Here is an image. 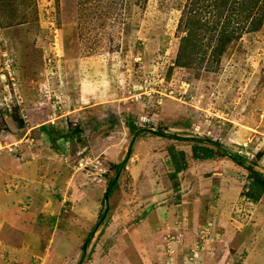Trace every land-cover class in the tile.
<instances>
[{
    "label": "rangeland",
    "instance_id": "rangeland-1",
    "mask_svg": "<svg viewBox=\"0 0 264 264\" xmlns=\"http://www.w3.org/2000/svg\"><path fill=\"white\" fill-rule=\"evenodd\" d=\"M193 1L0 0L9 175L40 142L8 191L0 264H78L94 229L84 264H264V181L247 168L264 174V14L253 30L249 0L215 8L250 16L215 59L212 28H179L198 6L208 20Z\"/></svg>",
    "mask_w": 264,
    "mask_h": 264
},
{
    "label": "trees",
    "instance_id": "trees-1",
    "mask_svg": "<svg viewBox=\"0 0 264 264\" xmlns=\"http://www.w3.org/2000/svg\"><path fill=\"white\" fill-rule=\"evenodd\" d=\"M211 2H209V6L212 7L210 12L204 11L203 16H208V14L210 16H208V20L206 18H202L201 13H200V8L199 6L197 7V10H195L194 8H192L191 10L185 11L180 22H179V28L184 29L187 28L189 34L187 35V38H191L193 39L196 36V33L199 30L203 29V26H206L207 28H212L211 30V34L212 36L217 38V42L216 45H214V49L213 52L215 53V59L219 58L220 56H222L221 54H223L226 50L227 47L235 41V37H237L236 33L238 31H241L245 26L244 24L248 22V19L250 18V16L248 15L245 19L244 22L242 23L241 21H234L231 20L230 18H228V20L225 23H222V21L224 22L223 16L226 15L225 11L222 10L220 12L217 13V15H220L217 17V15L214 13L215 8L218 9H226L227 7L230 6V3L232 1L235 0H210ZM239 1V0H238ZM194 4L200 3V0H195L193 1ZM235 3V2H234ZM239 6L241 5L240 2H238ZM264 4V0H249V5L246 8L245 6L241 5L240 8L245 10H250L249 8L251 7V5L253 6H257L256 8L259 10V16L258 18H256V14H255V18L250 22V28L253 30L259 29L261 21H260V17L264 14V7H261V5ZM226 7V8H225ZM251 14V13H250ZM231 15V13H230ZM198 16V17H197ZM197 17V18H196ZM209 17H212V19H210ZM232 17V15H231ZM199 19H201V21H198ZM205 19V20H204ZM186 21V25L182 23V21ZM213 20L215 22H213ZM203 25V26H202ZM198 29V31H197ZM187 32V31H186ZM218 35V37L216 36ZM186 38V37H185ZM131 128L133 127L132 125H130ZM165 136L166 134H163ZM172 138H176V137H172ZM214 146H216V152L218 154H221L222 156H228V152L226 151V149L219 143L217 142H213L212 143ZM208 149V148H207ZM209 152L211 151V153H205L204 157L199 156L198 154H195L196 157L198 158H202V159H210L213 157V150L208 149ZM130 153H128V155L125 157L124 162H122L121 164H118V169L123 170L126 166V163L128 162L129 158H130ZM231 157H233L232 155H230ZM242 159H245V156H241ZM238 157V158H240ZM238 158H236L235 156L233 157L234 161L237 162L240 165H243L244 163L242 161H239ZM250 170V174L255 177L257 180H261L264 181V174L261 172H258L256 170H254L252 167H247ZM120 170V171H121ZM114 179H111V181L109 182L108 185V191L105 194V202L108 201L109 196L112 194L115 184L114 183ZM253 196V199L256 201H258L260 199V196ZM105 216V211L101 213L100 215V220L98 221V223H101L103 221V218ZM97 223V224H98ZM102 224V223H101ZM95 230V229H94ZM94 230L91 232V234L88 236V238L85 240L84 244L82 245V256H84V253L87 249V247L90 245L91 243V239L94 237ZM78 264H80V261L78 262Z\"/></svg>",
    "mask_w": 264,
    "mask_h": 264
},
{
    "label": "crops",
    "instance_id": "crops-1",
    "mask_svg": "<svg viewBox=\"0 0 264 264\" xmlns=\"http://www.w3.org/2000/svg\"><path fill=\"white\" fill-rule=\"evenodd\" d=\"M39 141L36 143V144H33L32 146L34 147V149L37 147H40L39 146ZM23 151L21 152L20 151V157H22L25 153H23L26 148H22ZM33 149V150H34ZM33 150H28L27 154H25L24 156V159L23 160H26V163L25 164H21L22 167H27V170L25 172H23L24 174H26V178L28 177L27 174L29 175V171H30V168L32 167H35L37 169V161H32L27 158L26 155H29L31 154V152ZM15 160V161H14ZM0 211H2L4 214L0 215V223H4V218L5 217V220L7 219L5 214H8V210L10 209V205H12V200L8 199V196L11 195V193H9L8 191L11 190V185L14 186V193L17 195V197H19L21 195V193L23 192V189L26 187L25 185L29 184V182L27 180H24L25 176L23 173H16L15 174H12V175H9V172L11 171L10 168H13L14 167H18V163L20 165V162L16 160L15 156L10 154L8 151H4L2 153V151L0 152ZM72 174H74V172H72ZM18 176V177H17ZM17 177V178H15ZM73 179H74V176H73ZM15 180H17L19 183H20V191L19 194H17V185L14 184ZM24 183V185H23ZM11 202V203H10ZM9 222H10V225L8 224H5L4 225V228H7V227H10L13 226V222L10 221L9 219H7ZM0 227H2V225H0Z\"/></svg>",
    "mask_w": 264,
    "mask_h": 264
},
{
    "label": "water",
    "instance_id": "water-1",
    "mask_svg": "<svg viewBox=\"0 0 264 264\" xmlns=\"http://www.w3.org/2000/svg\"><path fill=\"white\" fill-rule=\"evenodd\" d=\"M119 173H120V169L118 170V175H117V177H116L115 180H114L115 182H116V180H117V178H118V176H119ZM115 182H114V183H115ZM101 223H102V222H101ZM101 223H98L97 226H99ZM85 254H86V251H85L84 255H85ZM83 259H84V256H82V259H81V261H80V264H84Z\"/></svg>",
    "mask_w": 264,
    "mask_h": 264
},
{
    "label": "built area",
    "instance_id": "built-area-1",
    "mask_svg": "<svg viewBox=\"0 0 264 264\" xmlns=\"http://www.w3.org/2000/svg\"><path fill=\"white\" fill-rule=\"evenodd\" d=\"M55 119H52V122L54 123Z\"/></svg>",
    "mask_w": 264,
    "mask_h": 264
}]
</instances>
